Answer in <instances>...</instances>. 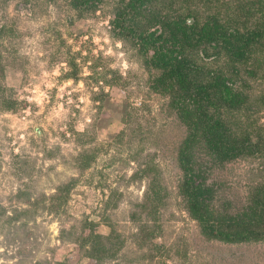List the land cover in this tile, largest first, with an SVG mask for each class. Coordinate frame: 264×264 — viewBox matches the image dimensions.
<instances>
[{
    "label": "rangeland",
    "instance_id": "374dc122",
    "mask_svg": "<svg viewBox=\"0 0 264 264\" xmlns=\"http://www.w3.org/2000/svg\"><path fill=\"white\" fill-rule=\"evenodd\" d=\"M72 1L0 0V264H264V241L209 239L191 216L178 161L189 129L153 50L116 24L123 1ZM201 54L190 58L205 71L231 73ZM237 80L247 100L229 119L261 151L225 163L197 152L224 216L264 187V67ZM92 234L98 263L91 239L77 241Z\"/></svg>",
    "mask_w": 264,
    "mask_h": 264
},
{
    "label": "trees",
    "instance_id": "16d2710c",
    "mask_svg": "<svg viewBox=\"0 0 264 264\" xmlns=\"http://www.w3.org/2000/svg\"><path fill=\"white\" fill-rule=\"evenodd\" d=\"M100 1L72 2L77 10L85 11ZM122 1L116 24L138 40L143 52L153 50L152 66L161 71L157 80L164 88L174 90L179 116L189 129L179 147L178 161L184 171L180 190L191 216L209 239L229 243L264 241V187L238 213L216 214L211 207L214 188L206 183L197 153L204 151L215 163H225L262 149L261 143L249 132L241 134L236 129L238 123L229 118L230 112L239 110L247 100L235 85L237 76L244 69L253 76L264 67V0ZM164 1L170 9L167 15L160 9ZM200 4L204 5L200 13L194 9L183 12L184 7ZM144 15L150 16L147 27L140 19ZM191 17L193 21L189 22ZM194 50L207 58H227L231 73L223 69L205 71L190 58ZM101 237L92 234L77 239L81 246L91 239L86 255L97 263L106 256L102 254L105 245ZM55 264L71 263L64 260Z\"/></svg>",
    "mask_w": 264,
    "mask_h": 264
}]
</instances>
